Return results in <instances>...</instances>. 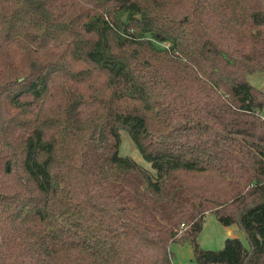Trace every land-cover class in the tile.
<instances>
[{"label": "trees", "instance_id": "1", "mask_svg": "<svg viewBox=\"0 0 264 264\" xmlns=\"http://www.w3.org/2000/svg\"><path fill=\"white\" fill-rule=\"evenodd\" d=\"M254 73L264 0H0V264H264Z\"/></svg>", "mask_w": 264, "mask_h": 264}, {"label": "rangeland", "instance_id": "2", "mask_svg": "<svg viewBox=\"0 0 264 264\" xmlns=\"http://www.w3.org/2000/svg\"><path fill=\"white\" fill-rule=\"evenodd\" d=\"M247 80L254 87L264 90V73L251 74L247 77ZM120 155L129 157L140 166L151 170V164L144 159L129 133L125 130L121 131ZM230 237L239 238L248 247L246 235L238 224L228 228L222 225L214 214L207 213L203 229L198 237L200 246L206 250L219 252L224 249L226 240ZM171 251L174 254L172 264H193V250L189 243L182 245L174 243L171 245Z\"/></svg>", "mask_w": 264, "mask_h": 264}, {"label": "crops", "instance_id": "3", "mask_svg": "<svg viewBox=\"0 0 264 264\" xmlns=\"http://www.w3.org/2000/svg\"><path fill=\"white\" fill-rule=\"evenodd\" d=\"M231 227V226H230ZM230 227H228V228H230ZM229 233H231V232H229Z\"/></svg>", "mask_w": 264, "mask_h": 264}]
</instances>
